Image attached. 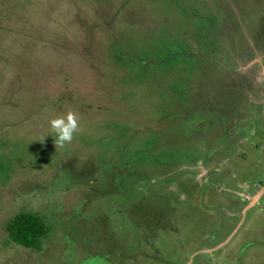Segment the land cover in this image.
<instances>
[{
	"label": "rangeland",
	"instance_id": "obj_1",
	"mask_svg": "<svg viewBox=\"0 0 264 264\" xmlns=\"http://www.w3.org/2000/svg\"><path fill=\"white\" fill-rule=\"evenodd\" d=\"M0 264H264V0H0Z\"/></svg>",
	"mask_w": 264,
	"mask_h": 264
},
{
	"label": "trees",
	"instance_id": "obj_2",
	"mask_svg": "<svg viewBox=\"0 0 264 264\" xmlns=\"http://www.w3.org/2000/svg\"><path fill=\"white\" fill-rule=\"evenodd\" d=\"M188 52L187 43L181 44ZM7 244H18L31 251H42L45 239L54 232L50 221L42 214L32 210H21L6 221Z\"/></svg>",
	"mask_w": 264,
	"mask_h": 264
},
{
	"label": "clouds",
	"instance_id": "obj_3",
	"mask_svg": "<svg viewBox=\"0 0 264 264\" xmlns=\"http://www.w3.org/2000/svg\"><path fill=\"white\" fill-rule=\"evenodd\" d=\"M49 123L56 137L54 140L55 148H63L66 144H70L74 138V134L80 130L78 116L73 111H68L66 115L52 119ZM44 139H42V142Z\"/></svg>",
	"mask_w": 264,
	"mask_h": 264
},
{
	"label": "flooded vegetation",
	"instance_id": "obj_4",
	"mask_svg": "<svg viewBox=\"0 0 264 264\" xmlns=\"http://www.w3.org/2000/svg\"><path fill=\"white\" fill-rule=\"evenodd\" d=\"M252 62H255L254 60L252 61ZM252 62H251V64H252ZM257 62V61H256ZM251 64H249V65H251ZM245 81V80H244ZM244 83H247V79H246V81L244 82ZM248 84V83H247Z\"/></svg>",
	"mask_w": 264,
	"mask_h": 264
}]
</instances>
